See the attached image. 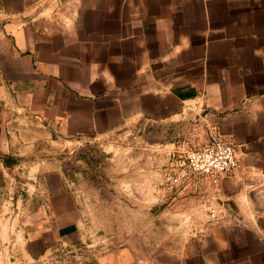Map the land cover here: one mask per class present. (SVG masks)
Returning <instances> with one entry per match:
<instances>
[{"label":"crops","instance_id":"crops-1","mask_svg":"<svg viewBox=\"0 0 264 264\" xmlns=\"http://www.w3.org/2000/svg\"><path fill=\"white\" fill-rule=\"evenodd\" d=\"M131 121L195 124L239 167L208 204L168 196L200 207L178 248L82 261L75 198L45 149ZM0 229L1 264H264V0H0Z\"/></svg>","mask_w":264,"mask_h":264},{"label":"rangeland","instance_id":"rangeland-1","mask_svg":"<svg viewBox=\"0 0 264 264\" xmlns=\"http://www.w3.org/2000/svg\"><path fill=\"white\" fill-rule=\"evenodd\" d=\"M194 125L131 121L45 149L60 158L75 198L82 233L76 249L82 261L154 260L196 232L200 207L164 196L160 186L173 152L202 145V138L190 131ZM27 183L17 182L13 195H26Z\"/></svg>","mask_w":264,"mask_h":264},{"label":"built area","instance_id":"built-area-1","mask_svg":"<svg viewBox=\"0 0 264 264\" xmlns=\"http://www.w3.org/2000/svg\"><path fill=\"white\" fill-rule=\"evenodd\" d=\"M239 164L234 145L214 133L205 145L170 155L160 185L162 194H194L204 198L208 204L217 199L221 175L236 170ZM217 210L221 211L222 208ZM209 217L218 220V214L211 209Z\"/></svg>","mask_w":264,"mask_h":264}]
</instances>
